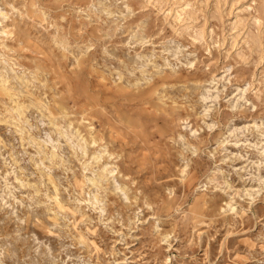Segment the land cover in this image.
Instances as JSON below:
<instances>
[{"label":"rangeland","instance_id":"rangeland-1","mask_svg":"<svg viewBox=\"0 0 264 264\" xmlns=\"http://www.w3.org/2000/svg\"><path fill=\"white\" fill-rule=\"evenodd\" d=\"M0 264H264V0H0Z\"/></svg>","mask_w":264,"mask_h":264},{"label":"bare ground","instance_id":"bare-ground-1","mask_svg":"<svg viewBox=\"0 0 264 264\" xmlns=\"http://www.w3.org/2000/svg\"><path fill=\"white\" fill-rule=\"evenodd\" d=\"M12 9V8H11ZM99 158V157H98Z\"/></svg>","mask_w":264,"mask_h":264}]
</instances>
